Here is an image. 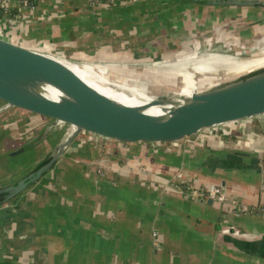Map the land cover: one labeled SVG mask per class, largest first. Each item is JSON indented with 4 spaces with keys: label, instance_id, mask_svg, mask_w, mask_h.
I'll use <instances>...</instances> for the list:
<instances>
[{
    "label": "crops",
    "instance_id": "0c3cea01",
    "mask_svg": "<svg viewBox=\"0 0 264 264\" xmlns=\"http://www.w3.org/2000/svg\"><path fill=\"white\" fill-rule=\"evenodd\" d=\"M3 1L19 13L0 17V37L74 61L104 52L156 57L186 49L214 28L222 35L249 26L248 34L264 31L258 6L38 0L20 8L18 0ZM67 131L13 108L0 111V160L9 164L0 163V177L34 168ZM260 168L256 159L233 154L78 134L42 178L0 205V264H264ZM212 185L226 201L193 193Z\"/></svg>",
    "mask_w": 264,
    "mask_h": 264
},
{
    "label": "water",
    "instance_id": "95a60500",
    "mask_svg": "<svg viewBox=\"0 0 264 264\" xmlns=\"http://www.w3.org/2000/svg\"><path fill=\"white\" fill-rule=\"evenodd\" d=\"M194 1L264 8L262 0ZM263 54L264 48L251 56ZM68 63L78 69L88 67L89 76L103 86L126 95L136 93L140 103L127 104L102 93ZM94 67L0 37V111L13 108L50 127L68 129L34 168L14 183L0 186V205L42 178L78 134L167 151L254 158L264 174V65L209 84L199 79L190 94L181 89V80L163 73L146 75L153 77L152 84L133 83L129 77Z\"/></svg>",
    "mask_w": 264,
    "mask_h": 264
},
{
    "label": "rangeland",
    "instance_id": "374dc122",
    "mask_svg": "<svg viewBox=\"0 0 264 264\" xmlns=\"http://www.w3.org/2000/svg\"><path fill=\"white\" fill-rule=\"evenodd\" d=\"M260 19L262 20L263 16L260 17ZM214 27L215 26L212 25V29ZM249 28L250 26L246 29H241L240 31H238V33L232 35H222V33H220L218 30L216 31L214 28V30L211 31L212 35L210 33L211 36L204 38L203 40L200 39L195 41L194 43L188 44L186 49L179 48L175 50H170L165 53H162V55H156V57H136L135 54L131 55L128 52L126 56L131 57V59H135L121 60L124 59L126 56L122 55L123 58H120V54H107L104 52V54H101L99 58L95 55H91L89 59L86 58L87 60L85 59L82 62H85L89 65L104 68L108 71V73L114 75L129 77L127 79L131 80V82L133 83L139 82L152 84L154 81L153 77H148L146 75H151L153 73L154 75L155 73L159 75L164 71H169L170 69H172V64L176 63H183L185 70L193 71V64L190 61L193 60V58L195 57L200 58L204 57V55L213 53L226 55H232L233 53H236L235 57H237L238 59L252 58V54L257 53L262 48H264V31L261 30L258 34H248L247 29ZM8 37L10 39H13V37L10 35ZM36 49L45 50L46 46L39 45L36 46ZM45 51L55 53V50L52 49H46ZM56 53H58V51H56ZM214 62H216V64L219 63L217 61ZM165 67H168L167 70L165 69ZM214 77L215 76L212 75H199L198 73L193 72V78H195L197 82H199L200 80L205 81L203 82L204 84H209L210 82L217 81L218 79H220V77ZM0 163H2L5 168L9 166L8 161L6 159L0 160ZM22 167L23 166H20V170L18 171L10 167L8 170L14 169V171L10 172L11 176L8 179H5L6 177H4V175L1 176L0 185L12 182L16 180L19 176H23L28 170H30V168Z\"/></svg>",
    "mask_w": 264,
    "mask_h": 264
},
{
    "label": "bare ground",
    "instance_id": "6f19581e",
    "mask_svg": "<svg viewBox=\"0 0 264 264\" xmlns=\"http://www.w3.org/2000/svg\"><path fill=\"white\" fill-rule=\"evenodd\" d=\"M214 61H217L219 63L216 64V62ZM190 62H192L193 64V71L185 70L183 63H176V64H172L171 67L172 69L163 72V75L170 77V79L172 80L173 79L181 80V89L187 94H190L195 90L196 80L195 78H193V72H196L199 75L204 74V75H212L216 77L231 76L252 69L254 67L264 65V54L259 57H254L249 59H238L237 57L232 55L213 53V54L204 55V57H200V58L195 57ZM67 65L73 71H75L82 79H84L87 83H89L91 86L98 89L102 93L109 95L127 104L140 103V99L138 100V95L136 93H132L131 95H126L125 93L115 90L114 88H110L108 86H103L99 84L94 78L89 76L90 74L88 67L83 69H78L74 64L68 63ZM96 68H98L101 71H104V68H100L98 66ZM167 68L168 67H165L166 70ZM138 94L142 95L141 93ZM154 110L157 109L155 108L151 109L152 112H154Z\"/></svg>",
    "mask_w": 264,
    "mask_h": 264
},
{
    "label": "built area",
    "instance_id": "2783aa9c",
    "mask_svg": "<svg viewBox=\"0 0 264 264\" xmlns=\"http://www.w3.org/2000/svg\"><path fill=\"white\" fill-rule=\"evenodd\" d=\"M117 1L118 0H94V3L103 2V3L114 4ZM262 1H264V0H262ZM18 3H19L18 7H20V8L28 7L26 0H18ZM0 10H2V12L4 13V16L7 17L6 15H7L8 11L10 10V8L3 0H0ZM193 193L195 194L196 197H200L201 199L211 198V199H215L219 202L226 201L224 191L222 190V188L220 186L212 185L210 187H202V188L193 189ZM241 210L247 211V207L241 206Z\"/></svg>",
    "mask_w": 264,
    "mask_h": 264
},
{
    "label": "trees",
    "instance_id": "16d2710c",
    "mask_svg": "<svg viewBox=\"0 0 264 264\" xmlns=\"http://www.w3.org/2000/svg\"><path fill=\"white\" fill-rule=\"evenodd\" d=\"M26 1H27L28 6H33L37 3L38 0H26ZM18 13H19L18 9L12 8L8 11L6 16L9 18H15ZM3 16H4V13L2 12V10H0V17H3Z\"/></svg>",
    "mask_w": 264,
    "mask_h": 264
},
{
    "label": "flooded vegetation",
    "instance_id": "af4514ba",
    "mask_svg": "<svg viewBox=\"0 0 264 264\" xmlns=\"http://www.w3.org/2000/svg\"><path fill=\"white\" fill-rule=\"evenodd\" d=\"M236 53H233L232 56H235ZM213 200V199H212Z\"/></svg>",
    "mask_w": 264,
    "mask_h": 264
}]
</instances>
